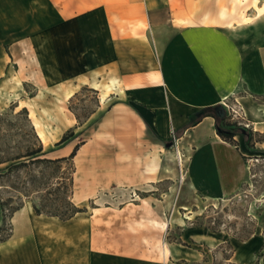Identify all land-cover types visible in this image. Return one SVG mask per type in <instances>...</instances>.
<instances>
[{
    "label": "crops",
    "instance_id": "obj_1",
    "mask_svg": "<svg viewBox=\"0 0 264 264\" xmlns=\"http://www.w3.org/2000/svg\"><path fill=\"white\" fill-rule=\"evenodd\" d=\"M96 1L83 15L73 9L74 16L67 19L68 9L57 12L51 24L44 19L41 25L46 37L49 28H56V36L44 40L47 50L52 44L56 59L64 57L69 41L77 46L74 52L78 43L83 50L80 59L85 64L72 93L88 85L108 103L95 123L90 145L112 139L123 148L118 153L125 165L123 175H104L118 168L97 164L87 169L96 171L94 182L85 184L86 169L75 170L80 173L74 181L75 200L84 202L117 180L130 186L155 182L161 153L169 143L185 154L184 170L192 189L212 199L231 193L244 180L243 158L264 154V0ZM68 28L78 29L83 38L68 36ZM9 61L10 55L0 52V70ZM57 72L60 79L61 70ZM235 101L244 117H230L224 104ZM84 214L63 220L37 214L32 203L25 202L12 215L11 235L0 241V264L215 261H201L198 249L197 254L184 250L175 260L171 251L163 260L146 258L140 250L116 251L99 241ZM210 238L203 234L200 241L209 243ZM242 245L238 253L246 257L236 259L235 252L224 259L227 264H264V236L252 234Z\"/></svg>",
    "mask_w": 264,
    "mask_h": 264
},
{
    "label": "rangeland",
    "instance_id": "obj_2",
    "mask_svg": "<svg viewBox=\"0 0 264 264\" xmlns=\"http://www.w3.org/2000/svg\"><path fill=\"white\" fill-rule=\"evenodd\" d=\"M90 2L94 0H0V52L10 55L7 68L0 70V112H10L13 104H16L14 111L26 107L28 117L42 140L46 157L68 156L75 145L88 142L84 149L77 150L72 160L73 188L75 179H80V173L75 172L77 168L86 169L85 184L94 182L91 176L96 171L87 169L97 164L118 168L117 171H103L104 175L125 173V165L119 161L122 157L118 155L123 148L113 145L114 140L108 139L98 145L89 143L95 123L108 103L99 99L98 91L88 85H81L74 93L70 89L73 82L77 84L78 72L85 64L80 59L83 50H79V43L77 52H74L73 46H77L67 42L64 57L58 60L52 56V44L49 43L47 50L44 42L47 37L49 40L53 38V33L56 36L53 26L46 37V28L41 26L44 19L51 24L57 12L63 14L68 9L71 11L64 12L67 19L74 16L73 9H78L83 15ZM74 29L68 28L66 34L74 35L77 40L80 36L83 38V33L78 29L74 32ZM57 70H61L60 79ZM227 104L231 118H240L233 116L231 108L245 116L236 101ZM5 117L10 118L11 115ZM71 130V137L56 144L63 134ZM6 132L0 129L4 138L9 137L11 145L26 139L23 132L15 133L14 137ZM14 132L11 130L10 133ZM185 158L176 144L169 143L161 153L155 182L130 186L122 184L123 180H117L84 202L76 201L73 191L72 201L84 208V216L96 228L99 241L116 251L131 253L140 250L144 251L146 258L161 260L167 259L171 251L175 260L183 255L184 250L197 254L198 249L203 253L201 261L215 260L212 264H227L224 259L232 257L235 252L236 259H244L246 256L238 253L243 242L252 234L264 236V154L251 159L244 157L246 174L241 185L226 196L214 199L203 196L188 185ZM6 165L1 164L0 169ZM71 173L70 164L63 162L60 168L47 169L42 181L55 182L61 177L67 182ZM14 178L18 182V191L22 192L19 186L28 178L25 169ZM42 192L45 190L40 186L38 192L26 197L12 187L0 186V198H11L7 207L23 206L27 201L39 203ZM13 213L7 209L3 214L0 212V239L11 235ZM203 234L212 236L209 243L200 241ZM188 264H200V261Z\"/></svg>",
    "mask_w": 264,
    "mask_h": 264
},
{
    "label": "trees",
    "instance_id": "obj_3",
    "mask_svg": "<svg viewBox=\"0 0 264 264\" xmlns=\"http://www.w3.org/2000/svg\"><path fill=\"white\" fill-rule=\"evenodd\" d=\"M16 104L11 105L10 112H0V129H5L6 134L14 137L18 132H23L26 139L16 141L13 145L9 142V137L6 139L0 134V165L7 164L0 169V186H9L16 190L20 195L29 197L32 193L38 192L39 187H44L45 192H42V199L39 203L33 202L32 206L37 214L44 213L46 215L57 216L60 219H69L76 213L84 211V208L77 206L72 201L73 193V172L74 164L73 157L76 154L79 144L75 145L68 156L57 158H49L43 155V143L35 130V126L28 117L26 107L14 111ZM11 115L10 118L5 116ZM23 116L22 119L19 117ZM14 130V133H10ZM25 133V134H24ZM73 135V131L63 134L56 144L66 141ZM12 139V138H11ZM63 162H68L72 168V173L68 176L67 182L59 177L55 182L42 181V177L47 169L60 168ZM25 169L27 180L22 181V192L18 191V182L13 179L19 177V172ZM10 182L11 184H8ZM30 187V188H29ZM0 198V212L7 209L8 212H14L19 209L22 204L8 206L9 200ZM6 238H2L4 240Z\"/></svg>",
    "mask_w": 264,
    "mask_h": 264
},
{
    "label": "built area",
    "instance_id": "obj_4",
    "mask_svg": "<svg viewBox=\"0 0 264 264\" xmlns=\"http://www.w3.org/2000/svg\"><path fill=\"white\" fill-rule=\"evenodd\" d=\"M224 105H225L227 108H230L229 104L225 103ZM231 110H232V112H233V116H234V117H241L239 111H237V110L234 109V108H231Z\"/></svg>",
    "mask_w": 264,
    "mask_h": 264
},
{
    "label": "bare ground",
    "instance_id": "obj_5",
    "mask_svg": "<svg viewBox=\"0 0 264 264\" xmlns=\"http://www.w3.org/2000/svg\"><path fill=\"white\" fill-rule=\"evenodd\" d=\"M23 107V106H22ZM188 216V215H187Z\"/></svg>",
    "mask_w": 264,
    "mask_h": 264
}]
</instances>
